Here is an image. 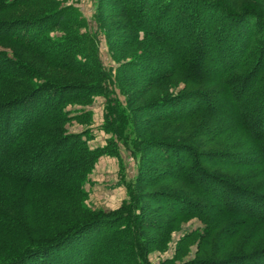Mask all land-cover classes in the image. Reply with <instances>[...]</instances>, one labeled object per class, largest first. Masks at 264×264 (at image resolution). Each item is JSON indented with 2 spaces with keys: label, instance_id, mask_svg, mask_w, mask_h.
<instances>
[{
  "label": "trees",
  "instance_id": "16d2710c",
  "mask_svg": "<svg viewBox=\"0 0 264 264\" xmlns=\"http://www.w3.org/2000/svg\"><path fill=\"white\" fill-rule=\"evenodd\" d=\"M94 1L108 50L130 56L114 72L76 8L0 0V264H151L192 218L160 264H264V0ZM97 96L102 148L65 129ZM118 140L137 162L128 199L91 211L87 175Z\"/></svg>",
  "mask_w": 264,
  "mask_h": 264
},
{
  "label": "rangeland",
  "instance_id": "374dc122",
  "mask_svg": "<svg viewBox=\"0 0 264 264\" xmlns=\"http://www.w3.org/2000/svg\"><path fill=\"white\" fill-rule=\"evenodd\" d=\"M58 6H72L76 8L82 17L86 20V31L96 33L98 37V51L99 58L103 67L107 70L114 72L118 62L127 61L130 56H124L119 52V56L115 52L114 56L108 50V43L103 33L97 29V24L94 21L95 1L94 0H54ZM59 34V31L55 32ZM124 37V36H123ZM189 39V38H188ZM115 38L111 43L115 42ZM119 41V40H117ZM130 55V54H128ZM122 57L123 59L121 60ZM121 62V63H122ZM183 86L178 85L172 88L169 92L177 93L182 90ZM120 102L125 106V99L118 96ZM153 95L151 96V98ZM217 107L214 114L218 115L220 122L226 123L227 120L222 116L226 115L228 111H232L228 104V99L223 94L218 95V100H215ZM229 108V109H228ZM73 113L88 111L90 113L89 121H71L65 124V129L68 133H82L84 131L90 132L94 138L89 141V146L102 148L106 145L107 141L112 137L111 133L106 131L104 127V113H105V100L103 97L97 96L92 98L87 103L74 104L69 107ZM228 110V111H227ZM231 114V113H230ZM215 115V116H217ZM234 115V114H233ZM231 114V117L233 116ZM230 116V115H229ZM230 118V120L232 119ZM232 120L235 121L233 118ZM198 134V132H197ZM205 134L206 133L205 131ZM199 135V134H198ZM206 138V137H205ZM200 137V141L206 140ZM117 154L118 155H105L99 159L95 167L87 175L84 188L89 193L84 199L85 206L91 211H113L119 208L121 203L128 199L126 187L132 184L136 175V159L130 154L126 147L118 140ZM36 223V222H35ZM203 224L196 218L183 221L179 224L177 231L171 234L170 240L163 251L152 250L148 256L151 264H160L163 260L171 259L175 253L176 246L179 240L190 232L200 231ZM196 251L195 243L189 246L187 254L180 259V261H187L194 257Z\"/></svg>",
  "mask_w": 264,
  "mask_h": 264
}]
</instances>
